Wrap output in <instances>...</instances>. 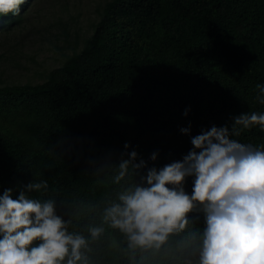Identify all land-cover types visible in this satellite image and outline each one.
I'll return each instance as SVG.
<instances>
[{"label":"trees","instance_id":"trees-1","mask_svg":"<svg viewBox=\"0 0 264 264\" xmlns=\"http://www.w3.org/2000/svg\"><path fill=\"white\" fill-rule=\"evenodd\" d=\"M73 1L62 0L43 27L30 28L42 38L27 58L36 63L43 48H54L60 60L41 80L0 84V195L11 189L17 199L30 182L47 180L46 191L28 194L53 199L71 221L68 230L89 238V264H198L180 243L204 227L200 211L159 252L126 251L124 234L107 225L92 241L88 228L147 168L182 161L192 137L212 126L231 129L241 113L264 112L255 99V86L264 84V0H100L82 46ZM39 8L32 0L19 16H0V42L31 24ZM235 139L264 146L258 126ZM133 150L147 168L138 175L130 164L115 183ZM193 180L184 184L188 194Z\"/></svg>","mask_w":264,"mask_h":264},{"label":"clouds","instance_id":"clouds-1","mask_svg":"<svg viewBox=\"0 0 264 264\" xmlns=\"http://www.w3.org/2000/svg\"><path fill=\"white\" fill-rule=\"evenodd\" d=\"M31 1L0 0V16H19L21 5ZM255 87V99L264 105V84ZM233 120L231 129L212 126L192 137L183 160L160 170L147 168L143 159L137 163L136 151L128 154L114 182L128 175L130 164L138 175L147 168L146 175L104 207L101 224L88 228L90 239L98 240L107 225L124 234L126 251L159 252L171 236L186 232L189 214L200 211L205 225L182 237L181 251L191 248L198 264H264V146L235 139L255 126L264 132V112ZM188 177H194L191 194L184 188ZM25 187L17 199L11 189L0 195V264H89V238L68 230L71 221L57 214L53 199L28 194L46 191L48 181Z\"/></svg>","mask_w":264,"mask_h":264},{"label":"rangeland","instance_id":"rangeland-1","mask_svg":"<svg viewBox=\"0 0 264 264\" xmlns=\"http://www.w3.org/2000/svg\"><path fill=\"white\" fill-rule=\"evenodd\" d=\"M42 5L35 0V5L40 7L36 12L34 18L31 20V24H28L25 28H13L12 32L4 35L0 42V84L8 82H35L41 80V73L50 69L56 64L61 56L59 53H55L56 50L45 49L38 55V62H33L27 58L32 53L30 47L33 46L35 40L39 37L38 32L34 33L32 26L36 29L42 27L48 21H45L50 17L53 12L61 7L62 0H40ZM54 1V2H53ZM100 0H74V3H78L72 10L79 12V18L82 22V32L79 37V46L83 45V35L89 31L90 25L93 21H96L97 16V2ZM53 2V3H52ZM36 7V6H35ZM42 22V23H40ZM15 30V31H14ZM75 39L74 37H71ZM40 45H48L47 41L40 42ZM23 50V51H20ZM12 55H15V59L11 60ZM25 55V56H24Z\"/></svg>","mask_w":264,"mask_h":264}]
</instances>
